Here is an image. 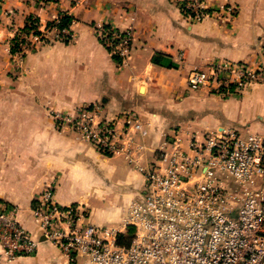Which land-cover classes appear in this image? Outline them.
Segmentation results:
<instances>
[{
	"label": "crops",
	"instance_id": "obj_1",
	"mask_svg": "<svg viewBox=\"0 0 264 264\" xmlns=\"http://www.w3.org/2000/svg\"><path fill=\"white\" fill-rule=\"evenodd\" d=\"M222 4L237 9L230 23H190L176 0H0V204L16 207L17 222L38 241L35 255L10 262L0 248V264H68L32 213L46 185H55L59 205L82 204L88 223L119 231L130 203L143 196V177L121 155H103L57 126L50 111L73 114L95 104L101 119L136 113L148 161L173 138L187 145L192 136L230 129L264 136V85L227 97L188 88L190 72L210 64L264 67V0H206L210 9ZM64 14L73 18V40L36 44L12 81V32L29 17L43 29ZM103 24L132 32L123 64L95 36ZM255 186L264 190V179Z\"/></svg>",
	"mask_w": 264,
	"mask_h": 264
},
{
	"label": "built area",
	"instance_id": "obj_2",
	"mask_svg": "<svg viewBox=\"0 0 264 264\" xmlns=\"http://www.w3.org/2000/svg\"><path fill=\"white\" fill-rule=\"evenodd\" d=\"M182 17L190 23L212 18L230 23L237 9L222 4L214 9L206 0H176ZM48 24L41 29L36 18L26 19L27 29L14 31V59L38 43L73 40L67 28ZM24 25V26H25ZM102 46L123 64L133 43L130 30L111 25L94 27ZM18 58V59H16ZM251 84L264 85V67L246 63H214L194 69L188 76L191 91L227 97ZM58 126L69 124L87 143L105 156L121 155L144 179L140 200L132 201L123 221L124 231L87 222L82 204L66 207L55 198V185H46L32 213L42 238L67 258L68 264L86 259L90 264H264V190L255 186L264 179V136L226 130L192 136L187 145L171 139L145 158L139 142L143 125L134 112L113 119L100 118V106L89 105L75 115L54 112ZM18 209L0 204V248L8 261L36 254L38 241L17 222ZM133 229L129 246L117 236Z\"/></svg>",
	"mask_w": 264,
	"mask_h": 264
},
{
	"label": "rangeland",
	"instance_id": "obj_3",
	"mask_svg": "<svg viewBox=\"0 0 264 264\" xmlns=\"http://www.w3.org/2000/svg\"><path fill=\"white\" fill-rule=\"evenodd\" d=\"M13 30V29H12ZM22 29H20V30H16V31H21ZM12 34H13V32H12ZM14 34L12 35V37L9 39V41H8V44H10V43H12V41H14ZM34 48H32L31 49V51L33 50ZM30 52V51H29ZM29 52H27L23 57H22V59L21 60H15L14 59V49H9V55H10V57H9V65H10V68H11V70H10V78H11V80L12 81H14V80H17L18 79V77H19V75H20V73H22L23 72V63H24V59H25V57H26V55L29 53ZM16 59H18V58H16ZM87 107V106H86ZM84 108V107H83ZM79 109H82V107H78L76 110H75V112L73 113V114H69V113H61V112H58V113H61V114H68V115H75V113L77 112V110H79ZM54 112H56V111H50L49 112V115L51 116V118L53 119V114H54ZM54 120V119H53ZM55 122V121H54ZM56 123V122H55ZM57 126H58V123L56 124ZM59 127H63V126H59ZM64 127H69V128H71V126L69 125V124H65L64 125ZM72 129V128H71ZM73 130V129H72Z\"/></svg>",
	"mask_w": 264,
	"mask_h": 264
},
{
	"label": "trees",
	"instance_id": "obj_4",
	"mask_svg": "<svg viewBox=\"0 0 264 264\" xmlns=\"http://www.w3.org/2000/svg\"><path fill=\"white\" fill-rule=\"evenodd\" d=\"M30 18V17H29ZM71 21H73V18L68 16V15H61L59 17V23L57 24V27L59 29H64V28H67ZM48 25L50 26H54L55 25V22H51V23H48ZM24 30L27 29V26L25 25L23 27ZM67 44V43H66ZM113 59L115 61H118L119 62V59L116 57V56H113ZM155 63H157V61L154 60ZM132 236H133V229L132 228H128L126 230L125 233H120L118 236H117V242L119 245L121 246H129L130 242H131V239H132Z\"/></svg>",
	"mask_w": 264,
	"mask_h": 264
}]
</instances>
